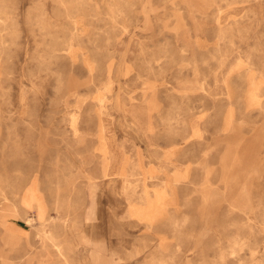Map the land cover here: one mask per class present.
<instances>
[{"label":"rangeland","instance_id":"rangeland-1","mask_svg":"<svg viewBox=\"0 0 264 264\" xmlns=\"http://www.w3.org/2000/svg\"><path fill=\"white\" fill-rule=\"evenodd\" d=\"M0 17V264H264V0Z\"/></svg>","mask_w":264,"mask_h":264},{"label":"bare ground","instance_id":"bare-ground-1","mask_svg":"<svg viewBox=\"0 0 264 264\" xmlns=\"http://www.w3.org/2000/svg\"><path fill=\"white\" fill-rule=\"evenodd\" d=\"M0 19H4L3 17L1 18L0 17ZM263 161V160H262ZM259 163V162H258ZM261 163V162H260ZM16 210V209H15ZM26 212V211H25ZM25 218H26V220L31 224L32 223V221L35 219V217H32V216H25ZM10 229V228H9ZM19 230V229H18ZM21 233V232H20Z\"/></svg>","mask_w":264,"mask_h":264},{"label":"crops","instance_id":"crops-1","mask_svg":"<svg viewBox=\"0 0 264 264\" xmlns=\"http://www.w3.org/2000/svg\"><path fill=\"white\" fill-rule=\"evenodd\" d=\"M26 210H27V209H26ZM37 217H38V214L36 215V218H37ZM100 220H102V219L100 218ZM99 229H100V230H99V233H100L102 228H99ZM91 230H92V228H91ZM93 244L97 246L96 243H92V242L90 241L91 248H94V245H93ZM94 249H96V248H94ZM99 251H100L99 253L102 254L101 250H99Z\"/></svg>","mask_w":264,"mask_h":264}]
</instances>
